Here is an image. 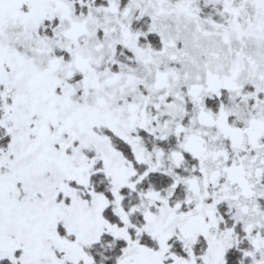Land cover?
Listing matches in <instances>:
<instances>
[{
  "label": "snow or ice",
  "instance_id": "6c2138e0",
  "mask_svg": "<svg viewBox=\"0 0 264 264\" xmlns=\"http://www.w3.org/2000/svg\"><path fill=\"white\" fill-rule=\"evenodd\" d=\"M0 264H264V0H0Z\"/></svg>",
  "mask_w": 264,
  "mask_h": 264
}]
</instances>
